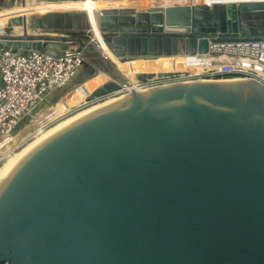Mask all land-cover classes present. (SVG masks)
Here are the masks:
<instances>
[{
    "label": "water",
    "instance_id": "95a60500",
    "mask_svg": "<svg viewBox=\"0 0 264 264\" xmlns=\"http://www.w3.org/2000/svg\"><path fill=\"white\" fill-rule=\"evenodd\" d=\"M94 17L119 62L264 39L260 0L109 6ZM0 45L81 48L71 86L103 79L86 102L129 84L81 11L12 16ZM166 83L131 88L16 166L0 188V264H264V84Z\"/></svg>",
    "mask_w": 264,
    "mask_h": 264
},
{
    "label": "built area",
    "instance_id": "2783aa9c",
    "mask_svg": "<svg viewBox=\"0 0 264 264\" xmlns=\"http://www.w3.org/2000/svg\"><path fill=\"white\" fill-rule=\"evenodd\" d=\"M264 1V0H260ZM210 63L195 74H182L181 80L246 77L264 84V39L209 45ZM226 54L228 58L221 56ZM84 62L82 49L66 50L52 56L39 51H16L0 45V139L4 142L22 120H28L39 102L52 90L67 85ZM216 62V63H215ZM184 78V79H183ZM157 79V78H156ZM151 80L140 81L152 87ZM125 87L113 93H123ZM25 123V122H24ZM23 123V124H24ZM22 124V125H23ZM5 156V155H4ZM0 156V162L4 158Z\"/></svg>",
    "mask_w": 264,
    "mask_h": 264
},
{
    "label": "bare ground",
    "instance_id": "6f19581e",
    "mask_svg": "<svg viewBox=\"0 0 264 264\" xmlns=\"http://www.w3.org/2000/svg\"><path fill=\"white\" fill-rule=\"evenodd\" d=\"M45 1H54V0H45ZM63 1V0H58ZM67 0H64L60 4V6H55L54 9L46 8L42 10H36L32 8V6H24V4H21L19 6H15V8L11 9L9 11V14L5 17L4 25L0 27V31L4 28V26L8 23L9 19L12 16H18V15H26L27 17L29 15H32L34 13L40 12L41 14H46L49 11H81L84 13V18L89 24V27L92 32V36L96 38L97 35H99V39H97L100 43V46L102 47L103 53L107 55L117 66V68L123 73L125 77L128 78L129 84L124 86L126 88V91L123 93H111L104 96L102 99H94L90 100L88 103H86L85 98L86 96L94 90L97 86H99L102 83V78L99 77V75H94L86 80V87L82 88L74 98V104L75 106H81L77 109H75L73 112L65 115L64 117L60 118L59 120L53 122L50 124L53 120V118L47 119L45 124L37 123L35 128L32 129L30 132L29 130L34 126L33 124H30L26 126L25 128H22L19 130V132L16 134L18 130H16L14 133L10 134L7 139L2 142L3 140L0 139V156H4V158L0 162V188L6 181V179L10 176V174L13 172V170L16 168V166L41 142H43L45 139L53 135L54 133L58 132L62 128L73 124L87 116H90L91 113L95 112L96 110H100L101 108H104L106 106H109L119 100L120 98L124 97L126 93L130 91L131 88L135 90H145L146 88L150 87H143L142 84H140V81H137V73L138 72H180V74H195L199 72L201 69H204L209 65H213L214 63H210V60L212 59L211 54H205V55H175V56H159L156 58H137L132 61H125V62H119L117 61L116 57L113 56V54L108 50L107 46L104 44L102 40L101 33L99 31V28L97 26V22L94 17L95 11H97L99 8L102 7H109V6H117L114 5L117 1L113 0H76L73 4H66ZM209 1V2H208ZM230 1H242V0H204L205 3H211V2H230ZM173 2H179L178 4H193V3H204L203 0H138L137 8H146V5H155L158 6L161 4L163 5H170L173 4ZM130 4L132 1L129 2ZM15 5V4H14ZM13 6V5H12ZM121 6V5H118ZM129 6V5H126ZM43 11V12H41ZM2 15H0L1 19ZM81 24V23H80ZM15 29H19L20 27L15 25ZM222 58H228L226 54L221 56ZM216 63V62H215ZM198 80H203L199 79ZM218 81H235V80H250L246 77H232L227 79H217ZM181 81H187V80H181ZM85 82V81H84ZM167 84V83H163ZM159 85V84H158ZM154 87V86H152ZM86 103V104H85ZM85 104V105H83ZM52 110V107L48 108L47 110ZM32 119H35V116H28ZM43 120L42 122H44ZM48 124H50L48 126ZM47 125L46 128L44 126ZM44 128L40 132L36 133L34 136H32L30 139L25 141L19 148L18 144L21 140L24 138H27V135H30L32 132L38 131L40 129ZM18 139L17 144H15V139ZM15 144L12 147H10L8 150V146L11 144ZM17 148V149H16ZM16 149V150H14ZM14 150V151H12ZM12 151V152H10ZM8 152H10L8 154Z\"/></svg>",
    "mask_w": 264,
    "mask_h": 264
},
{
    "label": "rangeland",
    "instance_id": "374dc122",
    "mask_svg": "<svg viewBox=\"0 0 264 264\" xmlns=\"http://www.w3.org/2000/svg\"><path fill=\"white\" fill-rule=\"evenodd\" d=\"M6 2H7L6 0H0V8L5 7L3 5H5ZM6 5H8V4H6ZM79 70H80V68L77 69V73ZM229 78H232V77H229ZM181 79H182L181 75H179V76H172V77H168V78H157V79H154L150 82H153V84H154V82L158 83V84H163L166 82L180 81ZM222 79H227V78H222ZM72 80H73V78L61 90L55 89V90H52L48 95H46L44 100L39 102L38 105H36V107L34 108L32 114H31L32 116H35L36 118L32 119V118L28 117V120H26V119L22 120L21 123L19 124V126L21 125L19 130H21L22 128H25L26 126L34 123V126L29 130V132H30L32 129L35 128L37 123L45 124L47 119L54 117V120L50 123V124H52L53 122L59 120L60 118L64 117L65 115L73 112L75 109L82 107V105L81 106L77 105V106H74L71 108L68 106L70 98L74 97L82 88L86 87V81H85L82 84H78V85H76L75 88H73L75 85L71 86V84L73 83ZM0 85H1V81H0ZM67 91H69V92L67 93ZM89 101H87L86 103H88ZM85 104H83V105H85ZM50 107H52V110H50V109L47 110ZM43 120H45V121L42 122ZM50 124H48V126ZM46 127H47V125L44 126V128H46ZM44 128H42L38 131L32 132L30 135H27V138H24L23 140L20 141L17 148H19L25 141L30 139L32 136H34L36 133L40 132ZM19 130L16 132V134L19 132ZM18 139H19L18 137H17V139H15V142H16L15 144H17ZM15 144L13 143V144L9 145L7 150ZM16 149H14V150H16ZM14 150H12V151H14ZM12 151H10V152H12ZM10 152H8V154Z\"/></svg>",
    "mask_w": 264,
    "mask_h": 264
},
{
    "label": "crops",
    "instance_id": "0c3cea01",
    "mask_svg": "<svg viewBox=\"0 0 264 264\" xmlns=\"http://www.w3.org/2000/svg\"><path fill=\"white\" fill-rule=\"evenodd\" d=\"M7 2L5 3V7H1L0 8V15H2L1 19H0V27L4 25V22H5V17L7 14H9V11L13 8H15V6H19L21 5V2L23 1L25 4L24 6H32V8L36 9V10H42V9H46V8H51V9H54L55 6H60V4L63 1H45V0H16L14 3H11L10 0H6ZM76 0H67L66 1V4H73ZM78 1V0H77ZM108 1V0H107ZM113 1H117L114 5H121V6H126V5H129V6H137L138 7V4H137V1L138 0H113ZM132 1V3L130 4L129 2ZM165 1V0H163ZM204 2V0H203ZM209 2V1H208ZM179 2H173V4H178ZM8 4V5H6ZM15 4V5H14ZM13 5V6H12ZM161 5V4H160ZM146 6H151V5H146ZM162 6H164L162 4ZM43 12V11H41ZM36 15H39L41 14L40 12H37V13H34ZM97 39H99V35L96 36ZM78 85V84H77ZM76 85L73 87L75 88ZM72 88V89H73ZM71 89V90H72ZM80 90V89H79ZM70 91V90H69ZM67 91V93L69 92ZM53 97V96H52ZM73 98V97H71ZM70 98V99H71ZM48 106V105H47Z\"/></svg>",
    "mask_w": 264,
    "mask_h": 264
},
{
    "label": "flooded vegetation",
    "instance_id": "af4514ba",
    "mask_svg": "<svg viewBox=\"0 0 264 264\" xmlns=\"http://www.w3.org/2000/svg\"><path fill=\"white\" fill-rule=\"evenodd\" d=\"M74 98H75V96L73 97V98H71L70 99V101H69V104H68V106L71 108V107H74L76 104H74Z\"/></svg>",
    "mask_w": 264,
    "mask_h": 264
}]
</instances>
